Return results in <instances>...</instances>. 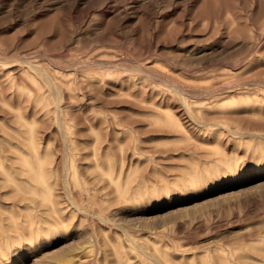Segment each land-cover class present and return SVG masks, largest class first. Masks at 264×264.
Returning <instances> with one entry per match:
<instances>
[{
	"label": "rangeland",
	"instance_id": "374dc122",
	"mask_svg": "<svg viewBox=\"0 0 264 264\" xmlns=\"http://www.w3.org/2000/svg\"><path fill=\"white\" fill-rule=\"evenodd\" d=\"M0 264H264V0H0Z\"/></svg>",
	"mask_w": 264,
	"mask_h": 264
},
{
	"label": "bare ground",
	"instance_id": "6f19581e",
	"mask_svg": "<svg viewBox=\"0 0 264 264\" xmlns=\"http://www.w3.org/2000/svg\"><path fill=\"white\" fill-rule=\"evenodd\" d=\"M67 138L68 137H66L65 140H67ZM66 145H68V143H66ZM35 163H37V167L39 169L41 166V163L39 161H32V162L30 160L24 161V165L28 166V168H31ZM25 180L27 182H30V184H28L30 188H35L36 190H38V188H40L43 184L46 183L43 170L35 172V175H26ZM22 188L23 187H21L20 189H22ZM30 192H34V190L31 189ZM37 195H39V194H37ZM14 197L16 200H18L22 203L32 202L33 204H37V202H38L37 197H31V198L26 197L25 192H20L18 194H15Z\"/></svg>",
	"mask_w": 264,
	"mask_h": 264
}]
</instances>
